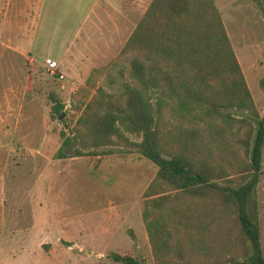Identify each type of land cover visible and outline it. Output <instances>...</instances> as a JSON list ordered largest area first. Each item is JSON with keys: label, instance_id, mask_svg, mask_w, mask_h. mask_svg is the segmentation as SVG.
Wrapping results in <instances>:
<instances>
[{"label": "rangeland", "instance_id": "1", "mask_svg": "<svg viewBox=\"0 0 264 264\" xmlns=\"http://www.w3.org/2000/svg\"><path fill=\"white\" fill-rule=\"evenodd\" d=\"M95 1L74 6V0H0V264H124L113 253L136 264H155L143 234L145 209L169 246L163 264H212L228 252L238 255L231 217L212 199L165 188L162 194L169 199L146 208L142 192L157 167L126 146L140 135L131 117L113 109L125 100L122 85L131 82L134 51L123 47V39L132 24L111 27L109 16L125 17V7L120 12L107 0ZM211 2L239 69L240 62L257 116L264 121V0ZM145 3L134 6L133 28ZM86 16L91 23L78 30ZM64 49L74 54L68 55L70 63L58 58ZM55 53L60 79L43 64ZM158 97L163 103L157 140L163 153L194 154L196 164L221 167L226 176L218 183L235 179V170L246 161V132L255 125L243 118L247 113L227 109L215 116L195 103H180L165 87ZM54 106H60L59 113ZM83 112L121 119L114 124L125 142L94 146ZM62 137L69 141L61 147L66 156L56 157ZM247 212L257 221L264 257V136ZM110 226L114 235L104 240ZM217 236L222 252L207 251ZM198 242L205 247L197 249Z\"/></svg>", "mask_w": 264, "mask_h": 264}, {"label": "trees", "instance_id": "2", "mask_svg": "<svg viewBox=\"0 0 264 264\" xmlns=\"http://www.w3.org/2000/svg\"><path fill=\"white\" fill-rule=\"evenodd\" d=\"M123 47L134 51L129 63L131 82L122 85L125 100L114 104L113 109L122 117H131L132 128L140 135L138 142L132 141L126 146H131L157 167L142 192L146 208L169 199L162 194L167 192L165 188L180 195L208 197L228 212L234 240L240 243L239 251L234 250L238 255L228 252L229 256L212 264H264L257 221L247 212V201L259 173L264 121L257 116L211 0H150ZM164 87L180 103H195L198 109L209 110L215 116H222L227 109H236L247 113L243 118L255 123L246 132L243 141L246 161L235 170V179L218 183L216 180L226 176L221 167L204 162L196 164L194 154L163 153L157 140V120L163 103L158 95L163 93ZM58 108L60 106H54V112L59 113ZM83 113L81 116L93 135L94 146L125 142L114 124L121 119ZM68 142L67 137H62L56 157L66 156L61 147ZM74 155L79 152L75 151ZM214 209L217 210V205ZM141 217L154 262L163 264L162 254H168L169 247L159 238L163 231L155 218L147 219L146 209ZM215 238L218 242H212L207 251L216 249L213 252L221 253L219 238ZM204 247L202 242L196 244L197 249ZM184 251L188 254L186 249ZM112 257L124 264H136L129 256L113 253Z\"/></svg>", "mask_w": 264, "mask_h": 264}, {"label": "crops", "instance_id": "3", "mask_svg": "<svg viewBox=\"0 0 264 264\" xmlns=\"http://www.w3.org/2000/svg\"><path fill=\"white\" fill-rule=\"evenodd\" d=\"M55 1H59V0H55ZM83 1V3L85 4V2H84V0H74V6H77V5H81V2ZM90 1V4L92 3V4H95V0H88V2ZM143 0H107V2H105V3H108L109 5H111V6H115V8L117 7V10H119L120 12H122L123 10L121 9V7H125V14H126V16L125 17H119V20L118 19H116L114 16H109V22H110V24H111V27H112V23L115 25L114 26V28L115 29H117L118 27L116 26V24H118L119 22H125V23H131L132 24V28L130 29V32H129V34H127L125 37H124V39H123V43H124V41H126L127 40V38H128V36L130 35V33L132 32V30H133V12H134V6H135V4L136 5H138V3L139 2H142ZM146 1V3H145V6H147L148 5V3H149V1L150 0H145ZM88 4V3H87ZM145 6H144V8H145ZM114 8V9H115ZM118 12V11H117ZM142 13H143V10H142ZM85 20V21H84ZM88 20H90V23H91V19H89L88 18V16H86V19H83V21H81L80 20V23H78L77 24V27H78V30L80 29V28H82V26H83V24L84 23H86V21L87 22H89ZM71 42V41H70ZM62 43V42H61ZM60 45V44H59ZM62 45H63V43H62ZM67 51H69V49L67 50V49H64L62 52H61V57H58V58H60V60H64V61H66V62H68V63H70L72 60H71V58H69L68 57V55H71L72 57H74V54L73 53H67ZM65 54H67V55H65ZM34 57V56H33ZM55 58L53 59V58H51L50 57V59L51 60H53L54 61V63H55V65H56V67H57V63H56V58H57V56H56V53H55V56H54ZM238 63H239V66H240V70H241V73H242V75H243V77L245 76L244 75V73H243V71H242V68H241V65H240V62L238 61ZM244 80H245V77H244ZM245 84H246V80H245ZM246 87H247V84H246ZM248 89V88H247ZM111 203V202H110ZM128 212H122V214H127ZM109 214V213H108ZM117 214V213H116ZM117 216V215H116ZM106 221L107 222H112L113 221V215L112 214H109V215H107V217H106ZM142 227H143V225H142ZM143 230H144V227H143ZM131 231L133 232V234H134V231L131 229ZM107 234L105 233V238H104V236H103V239L104 240H108V239H110V238H112L113 237V235H114V228L113 227H108V229H107ZM143 234H145V232L143 233ZM129 237V236H128ZM135 238H137L136 237V235H135ZM145 239V235L143 236V237H140V240L141 241H143ZM130 240H132V238L131 237H129V241ZM105 242H107V241H104V243ZM101 243H102V241H101ZM107 244H109V242L107 243Z\"/></svg>", "mask_w": 264, "mask_h": 264}, {"label": "built area", "instance_id": "4", "mask_svg": "<svg viewBox=\"0 0 264 264\" xmlns=\"http://www.w3.org/2000/svg\"><path fill=\"white\" fill-rule=\"evenodd\" d=\"M43 64L45 66L46 71L51 76H56L59 79L61 78L62 75L60 73H58L57 67H56V65H55L53 60H51L50 58H45Z\"/></svg>", "mask_w": 264, "mask_h": 264}]
</instances>
